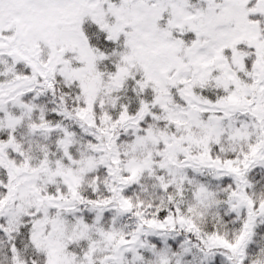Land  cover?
I'll list each match as a JSON object with an SVG mask.
<instances>
[{
	"label": "snow or ice",
	"instance_id": "obj_1",
	"mask_svg": "<svg viewBox=\"0 0 264 264\" xmlns=\"http://www.w3.org/2000/svg\"><path fill=\"white\" fill-rule=\"evenodd\" d=\"M0 264H264V0H0Z\"/></svg>",
	"mask_w": 264,
	"mask_h": 264
}]
</instances>
